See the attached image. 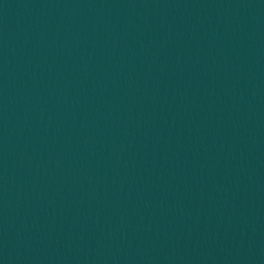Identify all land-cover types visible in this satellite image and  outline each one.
Returning <instances> with one entry per match:
<instances>
[{
  "label": "water",
  "instance_id": "1",
  "mask_svg": "<svg viewBox=\"0 0 264 264\" xmlns=\"http://www.w3.org/2000/svg\"><path fill=\"white\" fill-rule=\"evenodd\" d=\"M264 183V0H0V264H206Z\"/></svg>",
  "mask_w": 264,
  "mask_h": 264
}]
</instances>
